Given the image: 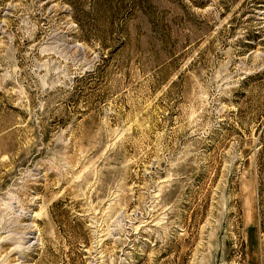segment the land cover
Returning a JSON list of instances; mask_svg holds the SVG:
<instances>
[{
	"label": "rangeland",
	"instance_id": "1",
	"mask_svg": "<svg viewBox=\"0 0 264 264\" xmlns=\"http://www.w3.org/2000/svg\"><path fill=\"white\" fill-rule=\"evenodd\" d=\"M0 264H264V0H0Z\"/></svg>",
	"mask_w": 264,
	"mask_h": 264
}]
</instances>
